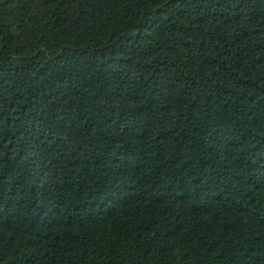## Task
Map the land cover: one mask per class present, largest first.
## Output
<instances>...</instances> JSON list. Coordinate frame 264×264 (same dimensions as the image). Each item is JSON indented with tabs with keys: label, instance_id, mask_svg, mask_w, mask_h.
Instances as JSON below:
<instances>
[{
	"label": "trees",
	"instance_id": "trees-1",
	"mask_svg": "<svg viewBox=\"0 0 264 264\" xmlns=\"http://www.w3.org/2000/svg\"><path fill=\"white\" fill-rule=\"evenodd\" d=\"M0 264H264V0H0Z\"/></svg>",
	"mask_w": 264,
	"mask_h": 264
}]
</instances>
